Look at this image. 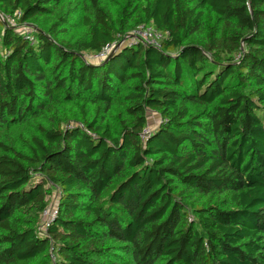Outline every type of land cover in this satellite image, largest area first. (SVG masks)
<instances>
[{
	"label": "trees",
	"instance_id": "16d2710c",
	"mask_svg": "<svg viewBox=\"0 0 264 264\" xmlns=\"http://www.w3.org/2000/svg\"><path fill=\"white\" fill-rule=\"evenodd\" d=\"M16 11L37 28L0 24V264H264V0ZM139 25L169 38L86 61Z\"/></svg>",
	"mask_w": 264,
	"mask_h": 264
},
{
	"label": "built area",
	"instance_id": "2783aa9c",
	"mask_svg": "<svg viewBox=\"0 0 264 264\" xmlns=\"http://www.w3.org/2000/svg\"><path fill=\"white\" fill-rule=\"evenodd\" d=\"M20 18V11H16L11 15L0 13V24L16 28L18 32L23 33L27 41H29L31 44L35 43V38L33 35L35 29L31 26H27L26 24L21 25L19 22ZM168 38V31H160L151 26L139 25L132 31H130L127 35L117 37L116 40H114L112 43H107L99 53L93 55L92 57H94L93 59L96 61H103L117 48L123 47L124 45L132 46L136 43H142L145 46H150L153 48H160L161 43L166 41ZM150 132L144 129L141 134L142 140H145ZM56 215L57 207L55 208V210H51L50 217L48 219L46 217L49 216V211L47 210V208L44 210L42 216L44 217L45 221L40 229L42 233H46L47 228Z\"/></svg>",
	"mask_w": 264,
	"mask_h": 264
},
{
	"label": "rangeland",
	"instance_id": "374dc122",
	"mask_svg": "<svg viewBox=\"0 0 264 264\" xmlns=\"http://www.w3.org/2000/svg\"><path fill=\"white\" fill-rule=\"evenodd\" d=\"M73 19L74 21H78V16L75 15L73 16ZM38 26H42L41 24H38ZM32 28H37V25L36 26H31ZM3 32V26L0 25V34H2ZM93 55L91 54H86V58L88 59L87 61H90L92 62L94 59V57H92ZM161 123V119L159 117V115L153 111H147V126H146V130L147 131H152L154 129H156ZM79 126V125H77ZM64 129L66 126H63ZM23 132H25V130H23ZM142 134V133H141ZM58 199H59V195L56 193V192H52L51 191V194L50 196L48 197V206H47V210L49 211V216L46 217L47 219L50 217V213H51V210H55V208L57 207L58 205ZM45 219L44 217L41 215L40 216V225L38 226V230L40 231L41 229V226L42 224L44 223ZM32 264H35L34 262Z\"/></svg>",
	"mask_w": 264,
	"mask_h": 264
},
{
	"label": "crops",
	"instance_id": "0c3cea01",
	"mask_svg": "<svg viewBox=\"0 0 264 264\" xmlns=\"http://www.w3.org/2000/svg\"><path fill=\"white\" fill-rule=\"evenodd\" d=\"M86 61H87V60H86ZM87 62H90V61H87ZM95 62H97V61H96V60H93V61H92V63H95Z\"/></svg>",
	"mask_w": 264,
	"mask_h": 264
},
{
	"label": "water",
	"instance_id": "95a60500",
	"mask_svg": "<svg viewBox=\"0 0 264 264\" xmlns=\"http://www.w3.org/2000/svg\"><path fill=\"white\" fill-rule=\"evenodd\" d=\"M110 58V57H109Z\"/></svg>",
	"mask_w": 264,
	"mask_h": 264
}]
</instances>
